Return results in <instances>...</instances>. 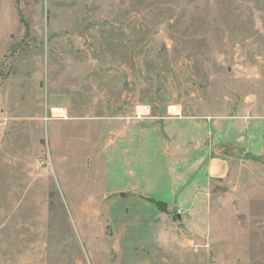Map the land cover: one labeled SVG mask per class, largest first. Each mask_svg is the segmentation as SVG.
<instances>
[{
  "label": "rangeland",
  "instance_id": "374dc122",
  "mask_svg": "<svg viewBox=\"0 0 264 264\" xmlns=\"http://www.w3.org/2000/svg\"><path fill=\"white\" fill-rule=\"evenodd\" d=\"M172 117L260 130L264 0H0V264H264V156L182 210Z\"/></svg>",
  "mask_w": 264,
  "mask_h": 264
},
{
  "label": "crops",
  "instance_id": "0c3cea01",
  "mask_svg": "<svg viewBox=\"0 0 264 264\" xmlns=\"http://www.w3.org/2000/svg\"><path fill=\"white\" fill-rule=\"evenodd\" d=\"M164 132L171 187L179 184L180 199L186 201L180 207L189 212L194 209L192 200L197 190L207 195L215 181L230 172V161L238 154V142L243 154L257 159L264 156L263 121L259 130L253 119L238 122L172 117L166 120Z\"/></svg>",
  "mask_w": 264,
  "mask_h": 264
},
{
  "label": "bare ground",
  "instance_id": "6f19581e",
  "mask_svg": "<svg viewBox=\"0 0 264 264\" xmlns=\"http://www.w3.org/2000/svg\"><path fill=\"white\" fill-rule=\"evenodd\" d=\"M171 111L172 112H175V113H179V108H172ZM138 112H139V114H146L147 108L140 107L139 110H138ZM56 113H63V111H59V110L57 111L56 110Z\"/></svg>",
  "mask_w": 264,
  "mask_h": 264
},
{
  "label": "water",
  "instance_id": "95a60500",
  "mask_svg": "<svg viewBox=\"0 0 264 264\" xmlns=\"http://www.w3.org/2000/svg\"><path fill=\"white\" fill-rule=\"evenodd\" d=\"M123 196H124V194H123ZM127 195H125L124 197H126Z\"/></svg>",
  "mask_w": 264,
  "mask_h": 264
}]
</instances>
